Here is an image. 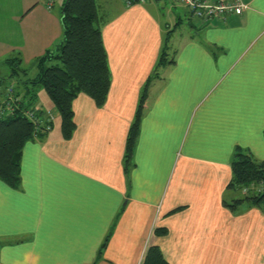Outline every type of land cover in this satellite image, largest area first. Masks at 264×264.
<instances>
[{
  "label": "crops",
  "instance_id": "obj_1",
  "mask_svg": "<svg viewBox=\"0 0 264 264\" xmlns=\"http://www.w3.org/2000/svg\"><path fill=\"white\" fill-rule=\"evenodd\" d=\"M96 1L107 100L77 95L70 137L37 100L54 125L25 142L17 185L0 177L1 263L143 264L158 245L170 264H264V201L231 206L245 193L230 188L238 150L264 162V0L211 18L179 0ZM64 3L0 0V66L20 57L37 74L63 39Z\"/></svg>",
  "mask_w": 264,
  "mask_h": 264
},
{
  "label": "trees",
  "instance_id": "obj_2",
  "mask_svg": "<svg viewBox=\"0 0 264 264\" xmlns=\"http://www.w3.org/2000/svg\"><path fill=\"white\" fill-rule=\"evenodd\" d=\"M64 36L55 49L48 50L38 57L33 64L38 67L37 74L26 81L25 91L14 95L20 98L12 113L0 116V177L12 185L20 180L21 155L25 142L39 136L44 130L37 129L36 124L27 115L37 105L36 93H30L31 87L41 83L52 100L62 122L63 132L70 137L75 129L73 101L80 93L91 96L98 105H103L111 86V68L105 47L102 23L96 0H66L62 14ZM173 31L170 30L168 37ZM168 37L166 41L168 40ZM165 41V45L167 44ZM166 48V46H165ZM165 48L158 64L166 61ZM15 65L11 75H19L20 57L7 59ZM30 68L25 69L29 71ZM158 72L155 69L154 74ZM146 92V89H145ZM140 99L134 122L127 142V161L132 158V151L137 139L146 94ZM44 111H38L41 116ZM46 120V119H45ZM52 128L54 125V121ZM51 128V129H52ZM50 131V130H49ZM264 182V162L245 150H238L233 161V178L230 188L242 191L253 183ZM251 200L256 204L264 201V192L254 195L245 194L233 199L231 206L238 202ZM158 234H165L167 229L157 228ZM143 264H170L160 246H151L145 255Z\"/></svg>",
  "mask_w": 264,
  "mask_h": 264
},
{
  "label": "built area",
  "instance_id": "obj_3",
  "mask_svg": "<svg viewBox=\"0 0 264 264\" xmlns=\"http://www.w3.org/2000/svg\"><path fill=\"white\" fill-rule=\"evenodd\" d=\"M56 0H48L49 6H52ZM190 8L195 16L200 17H223L225 14L242 13L244 9L248 7L247 3L242 0H218V2H208V0H179ZM132 3V0L128 1ZM11 90V89H10ZM20 101V98L14 95V90L8 93V99L6 100L9 113H12L16 104ZM4 111V108H3ZM42 111L39 106H35L33 110H27L26 115L35 122L37 129L43 127L44 130H51L54 121V115L51 111H44L41 116H37V112ZM46 119V120H45ZM243 192L245 194L253 193L258 195L264 192V182L253 183L251 186L244 187ZM0 264L1 261H0Z\"/></svg>",
  "mask_w": 264,
  "mask_h": 264
},
{
  "label": "rangeland",
  "instance_id": "obj_4",
  "mask_svg": "<svg viewBox=\"0 0 264 264\" xmlns=\"http://www.w3.org/2000/svg\"><path fill=\"white\" fill-rule=\"evenodd\" d=\"M161 1H162V4L164 2H167L168 4H178V2H179L178 0H161ZM181 6H183L182 3H181ZM184 24H185V22L182 25H180L179 28L177 26L176 30L174 28L173 31L171 32V34H173V33L176 34V32H178L180 27H184ZM174 30H175V32H174ZM175 34H173V36ZM27 66H28V64L23 62V64L19 65L17 68L19 70L18 76H21V78H23V79L25 77L33 78L36 74V71H34V70L28 71L27 75L24 74L25 69L28 68ZM14 68H16L15 65H10V66L9 65H2V66H0V100L4 96H5V98H7L8 93L12 92V88L14 90V94L19 92L20 90L25 91V85L22 83V81L19 79V77L17 75H11V73L14 71ZM29 86L31 87L30 93L35 92L37 94L36 98L38 99V101H42L43 96L49 97L44 86L41 83L34 84V85L32 84Z\"/></svg>",
  "mask_w": 264,
  "mask_h": 264
}]
</instances>
